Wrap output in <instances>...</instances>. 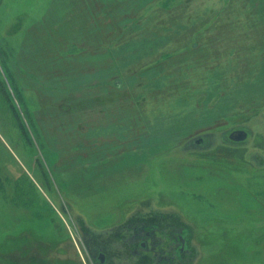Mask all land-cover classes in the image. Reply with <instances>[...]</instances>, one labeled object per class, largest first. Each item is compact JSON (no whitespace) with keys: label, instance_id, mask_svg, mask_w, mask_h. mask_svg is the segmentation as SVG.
<instances>
[{"label":"rangeland","instance_id":"374dc122","mask_svg":"<svg viewBox=\"0 0 264 264\" xmlns=\"http://www.w3.org/2000/svg\"><path fill=\"white\" fill-rule=\"evenodd\" d=\"M0 264H264V0H0Z\"/></svg>","mask_w":264,"mask_h":264},{"label":"crops","instance_id":"0c3cea01","mask_svg":"<svg viewBox=\"0 0 264 264\" xmlns=\"http://www.w3.org/2000/svg\"><path fill=\"white\" fill-rule=\"evenodd\" d=\"M67 1L68 0H65V5L67 4ZM64 3V2H63ZM62 4V3H61ZM95 31H93L92 33H94ZM98 43H104V40L102 39H97L96 40ZM97 44H95L94 46H96ZM100 62V61H99ZM100 65V66H99ZM99 65H94V68H93V72H92V75L94 74V71H98L97 70V68H96V66H98V67H100L99 69H101V72L103 71V69H105V68H108V69H112L113 70V68H115L116 67V65H115V63H114V61L113 60H109V59H104L103 58V60H102V62H100V64ZM115 66V67H114ZM104 76V75H103ZM116 76V75H115ZM115 76H113V75H111L110 77H107L108 79H112L113 77H115ZM83 77H81V78H78V81H74V82H76L77 83V85H76V87H78V88H80V91H83V93H84V95L86 94V88L85 87H87L88 85H92V84H95V82L96 81H100V83H102V75L100 76V80H98L97 78H87V79H82ZM80 79H82V80H80ZM22 81L25 83L26 81H25V78H23L22 79ZM79 84V85H78ZM83 85H84V87H83ZM93 92V91H92ZM86 99L88 98V97H85ZM89 98H92V97H89ZM94 100H98V99H94ZM103 100V99H102ZM102 100L101 101H99L98 100V102H101V104H102ZM96 103V102H95ZM95 103H93L94 104V106H90V107H92V108H94V109H96V104ZM101 105H99V110H101ZM98 116H100V115H97V117ZM97 117H95L94 116V118H93V120L94 121H96V118Z\"/></svg>","mask_w":264,"mask_h":264},{"label":"water","instance_id":"95a60500","mask_svg":"<svg viewBox=\"0 0 264 264\" xmlns=\"http://www.w3.org/2000/svg\"><path fill=\"white\" fill-rule=\"evenodd\" d=\"M229 137L234 140V141H242V140H245L247 137H248V132L244 129H236V130H233ZM100 257H101V260L102 262L105 260L104 258V254L101 253L100 254Z\"/></svg>","mask_w":264,"mask_h":264},{"label":"flooded vegetation","instance_id":"af4514ba","mask_svg":"<svg viewBox=\"0 0 264 264\" xmlns=\"http://www.w3.org/2000/svg\"><path fill=\"white\" fill-rule=\"evenodd\" d=\"M99 257H100V255H99ZM104 257H105V255H104ZM100 259H101V257H100ZM104 259H105V258H104ZM101 261H102V260H101ZM104 261H105V260H104ZM104 261H103V262H104Z\"/></svg>","mask_w":264,"mask_h":264},{"label":"trees","instance_id":"16d2710c","mask_svg":"<svg viewBox=\"0 0 264 264\" xmlns=\"http://www.w3.org/2000/svg\"><path fill=\"white\" fill-rule=\"evenodd\" d=\"M21 126H22V123H21Z\"/></svg>","mask_w":264,"mask_h":264}]
</instances>
